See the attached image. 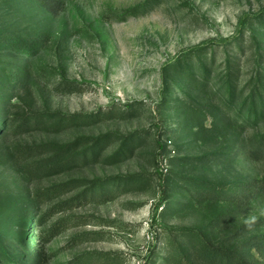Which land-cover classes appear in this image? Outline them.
I'll return each mask as SVG.
<instances>
[{"label": "rangeland", "instance_id": "obj_1", "mask_svg": "<svg viewBox=\"0 0 264 264\" xmlns=\"http://www.w3.org/2000/svg\"><path fill=\"white\" fill-rule=\"evenodd\" d=\"M256 94L264 0H0V264H264Z\"/></svg>", "mask_w": 264, "mask_h": 264}, {"label": "trees", "instance_id": "obj_2", "mask_svg": "<svg viewBox=\"0 0 264 264\" xmlns=\"http://www.w3.org/2000/svg\"><path fill=\"white\" fill-rule=\"evenodd\" d=\"M253 101V107L258 111L264 112V96L261 94H256L254 96ZM93 158V157H92ZM193 184H190V187H192ZM195 187L187 189L186 194H184L185 197H200L201 195H204V197L212 195V193H217L215 191L210 190L204 184L194 183ZM203 185V186H202ZM182 192L183 190H179ZM190 193V194H188ZM193 193V195L191 194ZM213 194V195H214ZM212 195V196H213ZM211 196V197H212ZM198 238L200 241L199 244V250H198V257L199 260L205 264H250L247 263L243 256L236 252L231 251H225L222 250L219 247H214L213 244L206 238L205 235H201L198 233ZM255 245V244H254ZM256 245H258L256 243ZM187 255L185 252L180 248L178 251V255L172 256V261L174 264H194L190 262L187 259Z\"/></svg>", "mask_w": 264, "mask_h": 264}]
</instances>
